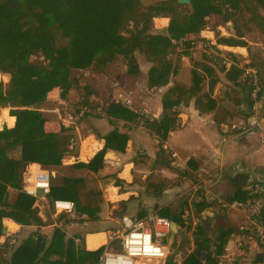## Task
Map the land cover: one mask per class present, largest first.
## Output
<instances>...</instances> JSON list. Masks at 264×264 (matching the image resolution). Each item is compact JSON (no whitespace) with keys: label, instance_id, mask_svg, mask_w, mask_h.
<instances>
[{"label":"crops","instance_id":"1","mask_svg":"<svg viewBox=\"0 0 264 264\" xmlns=\"http://www.w3.org/2000/svg\"><path fill=\"white\" fill-rule=\"evenodd\" d=\"M225 6L230 9L234 21L230 18L222 22L219 13H211L205 17L203 29L187 34L185 38L175 42L176 46L167 58L175 63L176 72L167 85L148 87L147 72L153 63L136 52L138 70L135 72L127 71L126 61L120 62L125 73L121 72V67L118 76L113 77L110 72H106V68L119 63L117 58L102 68L92 69L94 77L90 82L87 81L90 85L89 94L85 95V91H82L85 102L82 101L81 93L78 95L74 89L69 90L65 96H61L60 88L48 93V100L39 107L46 117V128L55 130L61 125L71 135L70 139L74 140L73 148L68 147L62 158L63 164L87 162L104 146L102 137L113 129L127 135L126 147L124 151L108 148L104 155V166L96 173L84 168L73 170L75 176H83L82 201L90 198L89 191L93 192L84 175L96 179L98 191L94 193L98 208L93 218L82 214L79 219L69 215V221L55 220L57 215H53L49 206L51 201L47 200V196L34 202L44 221L42 225H21L11 218L3 217L5 231L0 236V247L3 249L4 260L9 261L13 248L33 232H38L49 240L55 228H60L67 239H73L88 250L102 245L105 247L109 231L119 227L122 215L141 216L147 211L158 212L160 208L167 207L176 214L177 220H171V232L166 239L169 248L172 233L187 234L185 238L191 246L186 254L181 256L177 253L173 256L176 264H180L195 247L196 235L207 237L210 241L209 249L214 252L215 245L219 243V233L226 230H230V234L226 237L222 254H234L235 264H264V245L242 235L241 228L246 218L243 208L236 205V202H244L246 198V188L252 172L264 171V0H241L235 3L234 9L229 2ZM152 25L155 30L166 29L169 17L156 16L152 19ZM221 37L235 42L218 40ZM184 42H189L190 46H184ZM205 42L211 46H220L232 54L238 62L235 67L238 70L239 66L246 63L259 69L263 79V92L254 113L250 112L248 90L238 83L237 76L228 69L208 62L200 47ZM137 55L143 56L144 60H139ZM198 68L200 72H197ZM193 71L199 75L201 82L188 99L173 107L177 112V127L169 131L165 140H161L146 121L160 120L163 95L174 83L181 84L187 90L192 89ZM1 80L7 82L9 75L8 79ZM70 97H73L75 103L73 108L69 107ZM110 102H120L136 112L143 122L140 123L138 118L123 120L106 115L103 109ZM53 103L58 106L53 109L48 107ZM66 106L71 110L86 107L84 115L69 128L63 126L61 120L65 116L63 108ZM251 116H255L258 121L254 129H236L245 125ZM14 123L15 116L9 114L8 108H1L0 128L4 125L10 128ZM12 154L18 156L19 151L15 150ZM35 167L41 166L35 162L27 164L24 170L27 173L23 177L29 176V171ZM218 167L219 177L204 184L200 192L199 200L210 203L196 214V202L193 203L188 195L183 196V199L179 198L182 187L194 177V171H209ZM48 171L54 175V170ZM115 179L122 182L116 185ZM148 182L166 186L162 191H155L146 187ZM177 182L178 185H172ZM16 195L17 190L9 189L8 201H13ZM183 200L187 204L180 205ZM222 202L226 203L225 207H221ZM173 205L174 208L177 206V213L171 208ZM187 205H191L193 218L197 222L186 224L182 221L181 212L183 206ZM45 210L51 212V220L47 219ZM7 221L11 222L7 224ZM98 235L103 236L101 241L91 247L88 240L96 239ZM178 257L179 262L176 261ZM164 263L165 260L160 262ZM202 264L210 263L203 260Z\"/></svg>","mask_w":264,"mask_h":264},{"label":"trees","instance_id":"2","mask_svg":"<svg viewBox=\"0 0 264 264\" xmlns=\"http://www.w3.org/2000/svg\"><path fill=\"white\" fill-rule=\"evenodd\" d=\"M239 1L190 0L182 4L178 0H155L144 4L141 0H0V76L8 79L9 75L7 84L0 82V109L6 107L9 114L15 116L12 127L0 128V236L3 217L21 225L44 223L34 206V197L23 191L27 164L35 162L44 169L54 170L47 194L50 201L54 198L71 200L75 204L76 219L82 214L93 218L98 208L96 195L89 191L90 198L81 200L83 176H75L73 170L84 168L96 173L104 166L108 148L124 151L126 147L127 135L113 129L102 137L104 146L87 162L63 164L71 135L61 125L55 130L46 128V117L39 109L48 100L50 91L60 88L61 96H65L78 86L73 70L99 69L116 56L126 61L128 72H135L138 70L136 52L153 63L147 72L148 87L167 85L176 72L175 63L167 58L175 42L203 29L205 17L211 13H219L222 22L232 19L225 4L229 2L234 9ZM156 16L169 17L166 29H153L152 19ZM218 40L235 42L224 37ZM184 46L189 47L190 43L184 42ZM228 70L235 77L240 72L235 67ZM192 77L191 90L174 83L164 93L160 120L146 121L161 140L177 127V112L173 107L188 99L201 82L195 71ZM88 94L89 89H86L85 95ZM196 105L199 108L197 102ZM103 111L123 120L139 117L120 102L108 103ZM15 150L19 151L18 156L12 154ZM121 182L120 179L114 181L116 185ZM146 187L162 191L165 184L148 182ZM11 188L17 190V195L10 202ZM245 197L244 202L251 198L247 190ZM185 203L183 200L180 205ZM209 203L205 200L194 203L195 213L199 214ZM158 213L177 222L176 214L167 207L160 208ZM229 234L230 230L219 233L214 252L209 249L207 237L196 235L195 247L180 264H202L203 260L215 264ZM98 242L100 235L88 240L91 247ZM103 248L102 245L88 250L73 239H67L60 228H55L49 240L33 232L13 248L9 261L3 259L0 247V264H97ZM164 264H176L174 257L168 255Z\"/></svg>","mask_w":264,"mask_h":264},{"label":"built area","instance_id":"3","mask_svg":"<svg viewBox=\"0 0 264 264\" xmlns=\"http://www.w3.org/2000/svg\"><path fill=\"white\" fill-rule=\"evenodd\" d=\"M200 47L212 65L229 69L238 66L236 58L220 46H211L209 43H201ZM237 76V81L248 90L250 112L254 113L263 92V79L259 69L249 63L243 64ZM200 72V69H196ZM86 107L71 110L64 107L65 116L61 117L63 126L69 128L77 122L85 113ZM138 120L143 122L139 116ZM258 124L255 116H251L245 125L236 127L241 130H252ZM74 140H69V149L73 148ZM174 156V154H172ZM187 167H184L186 170ZM25 171L23 174H26ZM52 172L41 167H35L29 171V176L23 177V191L34 197V202L47 196L50 190V178ZM194 177L185 182L179 198L188 195L193 203L199 201L200 192L204 184L216 180L220 174V167L209 171H194ZM251 198L245 202H236L243 208L246 222L241 228V233L247 238H252L264 245V171H253L249 186L246 188ZM50 209L53 215H74L75 204L73 201L62 198L51 200ZM226 203L222 202L221 207ZM182 221L186 224L197 222L193 218L191 205L183 206L181 212ZM172 221L170 218L160 215L156 210L147 211L141 216L124 214L119 219V227L109 231L108 241L103 248L97 264H153L152 261L163 262L169 255V245L166 239L171 232ZM147 238V239H146ZM240 243V242H239ZM241 244V243H240ZM179 257L176 261L179 262ZM215 264H235V256L232 253L221 254Z\"/></svg>","mask_w":264,"mask_h":264},{"label":"rangeland","instance_id":"4","mask_svg":"<svg viewBox=\"0 0 264 264\" xmlns=\"http://www.w3.org/2000/svg\"><path fill=\"white\" fill-rule=\"evenodd\" d=\"M141 1H144V2H153L155 0H141ZM115 58L119 59V63L115 64L114 67L111 66L109 68H106V72H110V75H112L113 77L115 76H118L122 71H124L125 73V70H124V66H122L120 64V62H124L125 60L121 57V56H116ZM137 58L140 60V59H143L144 60V57L141 56V55H137ZM112 67H113V70H112ZM120 67H121V72H120ZM85 71H90V73H85ZM92 71V68L91 67H88L86 68L85 70L83 69H75L73 70V76H75L77 79H78V86L76 89H74L75 93H77L78 95L81 93L82 94V91H85L86 92V89H90V85L87 81H91V79H93V75L94 73L91 72ZM2 79V78H1ZM0 79V82L2 81ZM2 84L5 85L7 84V82H4L2 81ZM80 94V95H81ZM68 98V97H67ZM70 100V104H69V107L70 108H73L74 106V100H73V97H70L69 98ZM57 104L56 103H53L51 105H49L48 107H50L51 109H53ZM58 106V105H57ZM127 168V167H126ZM61 173H64L65 171L64 170H61V169H58ZM124 174H126V172H123ZM86 177V179L90 182L88 184V187H91L92 191L93 192H96L98 190L97 185H96V179L95 178H92V177H88L86 175H84ZM179 182H177L176 184H172V185H178ZM172 185H168L169 187L172 186ZM166 186V184H165ZM100 191V190H99ZM49 201V199H47ZM175 206L173 205L171 208L173 209V211L175 210L177 213L178 209H177V206L176 208H174ZM45 213H46V217L48 220H51V217H53L51 215V212H49L48 210H45ZM68 216L67 214H61V215H57V217H54L55 220H60V221H63V220H67L68 219ZM183 233V232H182ZM102 235H100V241L102 239ZM171 237V235H170ZM169 237V240L172 241L171 244H170V253L169 255H176L177 253H179V255H184L187 253V251L189 249H191V246L190 244L188 243V240L186 239L187 238V234H183V235H175L172 233V237L170 238ZM186 237V238H185ZM178 256V255H177ZM153 264H160V261L157 262V261H152Z\"/></svg>","mask_w":264,"mask_h":264},{"label":"water","instance_id":"5","mask_svg":"<svg viewBox=\"0 0 264 264\" xmlns=\"http://www.w3.org/2000/svg\"><path fill=\"white\" fill-rule=\"evenodd\" d=\"M178 2L182 3V4H188L190 2V0H178ZM2 231L4 232L5 229L2 228Z\"/></svg>","mask_w":264,"mask_h":264},{"label":"bare ground","instance_id":"6","mask_svg":"<svg viewBox=\"0 0 264 264\" xmlns=\"http://www.w3.org/2000/svg\"><path fill=\"white\" fill-rule=\"evenodd\" d=\"M94 245H95V244H94ZM94 245H93V246H94Z\"/></svg>","mask_w":264,"mask_h":264},{"label":"clouds","instance_id":"7","mask_svg":"<svg viewBox=\"0 0 264 264\" xmlns=\"http://www.w3.org/2000/svg\"><path fill=\"white\" fill-rule=\"evenodd\" d=\"M147 239V238H146Z\"/></svg>","mask_w":264,"mask_h":264}]
</instances>
